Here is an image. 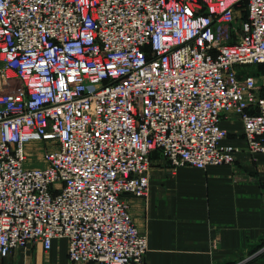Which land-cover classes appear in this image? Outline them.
I'll return each mask as SVG.
<instances>
[{
    "label": "built area",
    "instance_id": "2783aa9c",
    "mask_svg": "<svg viewBox=\"0 0 264 264\" xmlns=\"http://www.w3.org/2000/svg\"><path fill=\"white\" fill-rule=\"evenodd\" d=\"M231 110L264 154V0H0V257L145 264L152 153L233 163Z\"/></svg>",
    "mask_w": 264,
    "mask_h": 264
},
{
    "label": "crops",
    "instance_id": "0c3cea01",
    "mask_svg": "<svg viewBox=\"0 0 264 264\" xmlns=\"http://www.w3.org/2000/svg\"><path fill=\"white\" fill-rule=\"evenodd\" d=\"M225 143L241 147L233 163L173 168L152 153L148 197L129 196L130 211L149 247L145 264H264V154H251L233 110L221 119ZM0 264H73L68 241L45 250L35 240ZM74 264H94L79 261Z\"/></svg>",
    "mask_w": 264,
    "mask_h": 264
},
{
    "label": "rangeland",
    "instance_id": "374dc122",
    "mask_svg": "<svg viewBox=\"0 0 264 264\" xmlns=\"http://www.w3.org/2000/svg\"><path fill=\"white\" fill-rule=\"evenodd\" d=\"M15 85H16V86H19V82H16Z\"/></svg>",
    "mask_w": 264,
    "mask_h": 264
}]
</instances>
